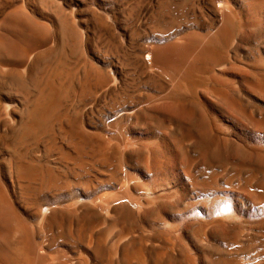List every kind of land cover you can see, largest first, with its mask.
Returning <instances> with one entry per match:
<instances>
[{"label": "rangeland", "instance_id": "obj_1", "mask_svg": "<svg viewBox=\"0 0 264 264\" xmlns=\"http://www.w3.org/2000/svg\"><path fill=\"white\" fill-rule=\"evenodd\" d=\"M27 1L30 13L34 11L31 16L51 30L66 16L84 36L92 31L88 11L103 17L99 52L82 47L81 53L67 50L66 58L48 62L62 75L58 79L62 98L58 92L57 111L48 127L21 145L22 162L56 177L49 193L63 196L68 189L94 188L96 198L106 192L113 195L126 182L125 173L132 172L136 177L129 184L131 198L141 199L142 208L124 204L122 218L111 229L135 236L137 245L154 246L150 255L154 258L173 251L178 257L174 256L175 263L181 260L182 246L196 264H206L207 257L216 260L217 255L208 250L215 247L226 250L224 255L232 264H264V0H225L222 17L213 0H175L182 6L177 23L170 34L154 36L161 47L184 38L187 55L180 78L164 67L143 68L134 62L149 34L151 7L157 0H137L140 7L133 14L124 9L134 0ZM2 2L7 8L0 9V25L17 4L15 0ZM15 44L22 46L18 39ZM53 44L52 40L32 42L25 60L0 56V68L24 72L33 53ZM111 71L121 81V90L115 94L107 93L112 79H104ZM25 104L19 92L0 89V133L6 127L1 121L14 122ZM73 119H78L80 127L86 121L84 128L90 132V136L72 138L81 142L80 154H73L67 145ZM190 119L205 132L211 159L207 166H199L202 156L188 147L193 135L179 137L170 132L176 120ZM123 133L134 141L133 146L136 143V154L121 162L117 153L121 147L115 142ZM30 186L41 189L36 179ZM148 189L150 201L145 194ZM27 197L20 198L22 207L27 206ZM98 224L93 230L108 228ZM108 232L99 239L108 238ZM81 234L86 242L90 228L84 227Z\"/></svg>", "mask_w": 264, "mask_h": 264}, {"label": "bare ground", "instance_id": "obj_2", "mask_svg": "<svg viewBox=\"0 0 264 264\" xmlns=\"http://www.w3.org/2000/svg\"><path fill=\"white\" fill-rule=\"evenodd\" d=\"M15 2L17 3L16 6L11 12L9 11V15L0 25L2 29L0 31H3L0 33V56H17L25 60L30 50L28 49V45L32 42L38 43L52 40L54 44L52 46L50 45L47 49L45 48L46 50L44 51H36L37 53H33V55L29 57L30 59L26 60L24 72H20L18 68L16 69L14 67L5 70L0 68V89L4 87L11 88L26 98V104L21 109L18 118L13 117L14 122L11 121L12 123H8L5 120L1 121V125L3 124L6 127L0 133V145H2L0 149V151H2L0 153V264H196L185 247L180 246L178 251L179 254H177L181 260L176 261L177 263H175L173 259L174 256L176 259L178 257L176 255L173 256L174 253L171 250L161 253L154 258V256H150L154 246L137 245L135 243V236H125L121 234L123 232L111 229L122 218L121 208L124 204L135 207L139 211L142 208L143 202L141 199L134 200L131 198L132 192H130L131 189L129 190V184L134 182V178L136 177L132 172L125 173L126 182H124L113 195L106 192L107 194H101V197L99 195V198H96V195H94V188L88 189L86 187L87 189H68L65 195L55 196L49 193L51 192L50 189L53 185L52 178L54 177L50 174L51 172L40 173L41 171L38 172V169L22 162L21 145L28 140L36 138L41 131L48 127L50 119L57 111L58 99L62 98L59 91L61 81L59 82L58 80L62 75H60L57 66H53V64L48 66V62L51 63L53 59L63 55H65L66 58L67 50H77L80 52L82 47L88 49L93 48L96 52H99L98 45L103 36L100 32L104 30V26L100 23L103 17L93 10L88 11L92 26H90L92 31H90L89 34L87 33L88 35L82 36L74 24H72V22L70 23V17L66 16L60 22L58 21V23L53 24V29L51 30L49 26L47 27L45 24L36 21L37 19L35 20V17L33 16V18L31 16L34 11L30 13L27 0H15ZM132 2H130V4L128 3L129 5L124 9L127 10L128 14H133L135 10L140 7L139 4H137L140 1L137 2V0H134ZM211 4L214 5L215 10L222 17V11L225 4L227 5L225 0H213ZM186 5L185 8L188 7V5ZM2 7L7 8L4 2L0 0V9ZM181 8L182 6L176 4L175 0H157L156 4L151 7L152 13L150 14L151 19L149 18V20L152 21V24L148 28L149 34L145 37V44L139 46V54L134 56V62H136L138 66L143 68H146V66H160L164 67L166 71H171L178 78L184 75L185 65L183 60L187 55V46L185 44L186 42L184 43V38L177 37L174 41L168 42L161 47L158 45L159 41H157L154 36L156 33H171L173 24H175L174 21L181 15ZM62 15L64 14L62 13ZM15 39L20 40L21 47L15 44ZM101 42L102 41H100V43ZM118 46L122 48L121 43H119ZM103 47H105V44ZM56 65L58 64L56 63ZM112 71L111 74L105 72L104 79H112V83L107 88V93L108 91L112 93L114 91L117 92L119 89L121 90V81L116 73ZM68 80L69 79H67V81ZM63 85L61 87H63ZM63 89L65 90V88ZM63 89L61 88V92ZM58 92L61 96L60 98H58ZM115 103L116 102H114V104ZM8 109L10 108H7V111ZM12 113L14 114V111ZM84 122L86 121L83 120V127H80L78 119H73L74 128L70 125L72 128L66 138L67 145L73 154L82 152V148L80 146L81 142H72V138L76 136H90V132L84 128L86 126ZM176 123L174 131L170 130V132L176 133L179 137L190 134L193 135L195 139L188 147L202 156L201 160L198 162L199 166H207L211 160L209 146L205 138V132L202 130L200 124L193 119L176 120ZM124 134L125 133H123L122 136ZM124 136L120 139H116L118 142H115L121 147H118V151L116 150L121 162L128 158L132 159L136 154V143L133 146L134 141L132 142L130 138L128 139V137ZM110 144L112 145V143ZM109 148L112 149L111 146H109ZM118 148L116 147V149ZM31 152L33 153V151ZM104 155L106 154L104 153ZM27 157L29 156H26V158ZM78 158L79 157H77L76 160H78ZM39 165L40 164H38V166ZM35 166L36 165H34V167ZM56 175L58 174L56 173ZM58 177L60 178L62 176L58 175ZM33 179L38 181L39 188L41 189H35L36 186L31 188L30 184ZM59 181H61V179ZM114 183L116 184V182ZM62 188L64 189V187ZM145 194L147 200L150 201L153 199L151 197L152 192L149 191V189ZM23 196H28L27 198L29 199L25 207L20 205L21 201L19 202L20 198ZM42 208L45 210H42ZM144 213L147 216L150 215L151 212L146 211ZM110 214H112L111 218L109 217ZM98 223L104 224V227L105 224L108 225L107 229L110 231L108 232V230L103 227L93 230L92 226H98ZM84 227L90 228L89 238L86 242H84L85 240L83 241L81 234ZM107 232L109 237L100 240L99 238L104 236ZM70 242L71 245L75 243L78 245L70 247ZM208 250L218 257L216 260L207 257L209 260L208 262L211 264H232L231 260L227 259L224 255L226 250L223 251L216 247L214 250H210L209 248ZM208 262H206V264Z\"/></svg>", "mask_w": 264, "mask_h": 264}]
</instances>
